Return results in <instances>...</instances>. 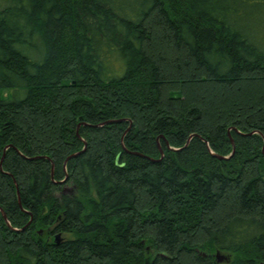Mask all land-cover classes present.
I'll use <instances>...</instances> for the list:
<instances>
[{"label":"trees","instance_id":"16d2710c","mask_svg":"<svg viewBox=\"0 0 264 264\" xmlns=\"http://www.w3.org/2000/svg\"><path fill=\"white\" fill-rule=\"evenodd\" d=\"M263 147L264 0H0V264H264Z\"/></svg>","mask_w":264,"mask_h":264},{"label":"water","instance_id":"95a60500","mask_svg":"<svg viewBox=\"0 0 264 264\" xmlns=\"http://www.w3.org/2000/svg\"><path fill=\"white\" fill-rule=\"evenodd\" d=\"M115 121H118V120H112V122H115ZM217 157H219L220 159H222V158H226V157H224V156H219V155H218ZM0 209H1V211H2V213H3V215H4V217H5L6 220H7V216H6L5 212L2 210V208H0ZM57 240H58V242H59V235L57 236ZM216 257H217V260L220 261V262H221V261H224V260L226 259L225 257L221 256L219 252H217Z\"/></svg>","mask_w":264,"mask_h":264},{"label":"rangeland","instance_id":"374dc122","mask_svg":"<svg viewBox=\"0 0 264 264\" xmlns=\"http://www.w3.org/2000/svg\"><path fill=\"white\" fill-rule=\"evenodd\" d=\"M263 151H264V147H263ZM232 153H234V151H233ZM224 157L229 158V157H231V155L224 156ZM68 190H69V188L66 187V188H65V191H68ZM64 235H65V234H64ZM220 255L226 258L225 254L220 253ZM215 256H216V254H215ZM221 262H222V261H221Z\"/></svg>","mask_w":264,"mask_h":264}]
</instances>
